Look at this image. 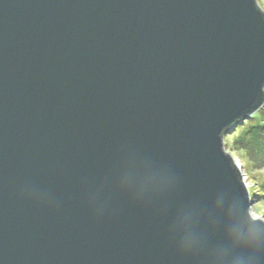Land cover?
<instances>
[{
	"label": "water",
	"instance_id": "95a60500",
	"mask_svg": "<svg viewBox=\"0 0 264 264\" xmlns=\"http://www.w3.org/2000/svg\"><path fill=\"white\" fill-rule=\"evenodd\" d=\"M263 105L257 0H0V264H212Z\"/></svg>",
	"mask_w": 264,
	"mask_h": 264
},
{
	"label": "clouds",
	"instance_id": "9594fccd",
	"mask_svg": "<svg viewBox=\"0 0 264 264\" xmlns=\"http://www.w3.org/2000/svg\"><path fill=\"white\" fill-rule=\"evenodd\" d=\"M227 225L224 242L211 251L212 264H255L256 254L264 250V227L239 222L231 209Z\"/></svg>",
	"mask_w": 264,
	"mask_h": 264
},
{
	"label": "rangeland",
	"instance_id": "374dc122",
	"mask_svg": "<svg viewBox=\"0 0 264 264\" xmlns=\"http://www.w3.org/2000/svg\"><path fill=\"white\" fill-rule=\"evenodd\" d=\"M259 6L264 9V0H257ZM263 117V116H262ZM264 119V118H263ZM245 122V121H244ZM239 124L234 131H231L228 135L225 137L227 139H224V144L227 143V147L229 148L230 151L229 154L234 158L235 163H237V166L240 167V171L243 175L244 181L246 182L247 188L249 190V193L253 194L259 192L260 194H264V166L261 169L257 170H246L247 163L250 162L248 158L245 159V161H242L241 158L238 156L236 153L237 151L234 149H231L232 143L234 142L233 139L238 135L243 142L244 146L248 150H253L255 142L259 141V144H264V140H261L260 138L258 139V133H256V136L253 137L249 133L248 137V132L245 129H252L250 128L251 123H248L245 125V123ZM244 124V126H242ZM248 127V128H247ZM255 131V129H253ZM259 131V129H256ZM238 133V134H237ZM235 136V137H234ZM261 138L264 139V135L261 136ZM228 142H231L228 144ZM225 146V145H224ZM257 152H259V148L257 149ZM253 196H251L254 200L253 205L251 206L250 213L253 217L255 218H260L264 221V197H261L259 200L255 199Z\"/></svg>",
	"mask_w": 264,
	"mask_h": 264
},
{
	"label": "trees",
	"instance_id": "16d2710c",
	"mask_svg": "<svg viewBox=\"0 0 264 264\" xmlns=\"http://www.w3.org/2000/svg\"><path fill=\"white\" fill-rule=\"evenodd\" d=\"M263 118H264V105L254 115H252L249 119H247L244 122L245 125L248 123H251L250 128L252 129H245L248 132L247 134L248 137H249V133L253 137H255L256 133H258V139L260 138L261 140H264L263 138H261V136L264 135V119ZM242 126H244V124H242ZM253 129H255V131ZM256 129H259V131ZM227 138L225 137V139ZM233 141L234 142L232 143L231 149H234L237 151L236 153L238 154V156L241 158L242 161H245L246 158L250 160V162H246L247 171L261 169L264 166V144L258 145L259 141H256L253 150H248L244 146L243 142L241 141L238 135L235 137V139H233ZM229 143L231 142H228V144ZM224 145H225V149L230 151L229 148H226L227 143H225ZM258 148H259V152H257ZM250 196H253V194L251 193ZM253 197L259 200L261 197H264V194H260L259 192H257V193H254Z\"/></svg>",
	"mask_w": 264,
	"mask_h": 264
},
{
	"label": "snow or ice",
	"instance_id": "6c2138e0",
	"mask_svg": "<svg viewBox=\"0 0 264 264\" xmlns=\"http://www.w3.org/2000/svg\"><path fill=\"white\" fill-rule=\"evenodd\" d=\"M258 227H264V225H257Z\"/></svg>",
	"mask_w": 264,
	"mask_h": 264
}]
</instances>
